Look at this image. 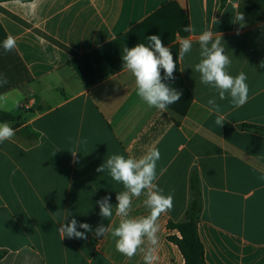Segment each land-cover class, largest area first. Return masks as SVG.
I'll return each instance as SVG.
<instances>
[{
  "label": "crops",
  "instance_id": "0c3cea01",
  "mask_svg": "<svg viewBox=\"0 0 264 264\" xmlns=\"http://www.w3.org/2000/svg\"><path fill=\"white\" fill-rule=\"evenodd\" d=\"M186 25L195 31L184 32ZM204 30L222 33L229 73L247 76L249 99L238 109L194 70ZM9 35L16 44L5 52ZM150 35L170 40L178 53L181 38L194 41L178 57L192 101L177 123L138 97L123 68L124 47L147 45ZM261 63L264 0L0 2V78L7 79H0V111L19 118L10 124L14 137L0 144V264H145L144 252L131 259L119 253L110 233L77 239L59 228L73 217L93 229L117 227L115 197L123 185L96 169L113 154L139 158L150 148L161 154L157 184L173 195L172 210L158 220L152 264H184L167 225L184 220L192 174L201 193L197 235L205 264H264V133L243 127L264 128ZM213 97L222 126L207 103ZM106 195L111 220L96 203ZM145 198H133L130 216L148 214Z\"/></svg>",
  "mask_w": 264,
  "mask_h": 264
},
{
  "label": "clouds",
  "instance_id": "9594fccd",
  "mask_svg": "<svg viewBox=\"0 0 264 264\" xmlns=\"http://www.w3.org/2000/svg\"><path fill=\"white\" fill-rule=\"evenodd\" d=\"M236 19L244 22L243 13H240ZM183 31L193 33L195 29L192 25H186ZM146 39L147 45L137 43L131 48L124 47L123 68L134 77L138 97L150 108L154 107L163 112L169 105L180 101L183 94L182 91L165 83L167 80L175 79L177 57L174 59L172 50L163 44L159 35H150ZM193 43L191 38L179 40V59H183L191 52ZM196 43L199 45L200 60L195 64L194 70L200 74L201 83L215 89L220 100L230 98L234 108L244 106L249 99L247 76L244 72L236 76L229 73L232 60L226 54L222 33L215 35L210 30H204L198 35ZM15 44L14 37L9 35L3 41L2 47L5 52H10ZM260 67L264 68V63H261ZM0 79L3 83H7L6 78ZM207 103L211 106V110L217 113L215 124L222 126L224 117L219 114L220 107L216 97L210 98ZM14 135L15 130L9 123H0V144L10 141ZM72 154L76 155V153ZM160 155L157 148H150L139 158L111 155L96 171L103 173L107 170L114 181L123 185L124 190L118 192L115 197L117 201L115 215L120 217L118 226L112 228L110 223L107 226L98 224L93 229L88 223H80L73 217L70 222L60 225L62 236L86 239L88 232L94 231L97 237H104L110 233L116 238L115 248L119 253L131 259L138 252H144L145 264H152L154 259L152 253L159 242V217L173 208V195L170 193L165 195L157 184V162ZM141 195L146 196L143 205L149 212L144 216L132 217L130 212L133 198H139ZM110 201V195L96 201L99 205V215L109 220L113 216V205ZM78 227L84 231H78ZM145 245L148 247L145 248Z\"/></svg>",
  "mask_w": 264,
  "mask_h": 264
},
{
  "label": "trees",
  "instance_id": "16d2710c",
  "mask_svg": "<svg viewBox=\"0 0 264 264\" xmlns=\"http://www.w3.org/2000/svg\"><path fill=\"white\" fill-rule=\"evenodd\" d=\"M3 1L7 0H0V2ZM221 2H224V0H221ZM162 42L166 47H169L172 50L174 59L177 57V70L174 72L175 79L165 81V83H168L170 86L174 87L178 91H182L183 93L180 101L167 107V110L171 113L173 119L175 120L185 116L192 101V96L179 71L177 46L174 44L169 45L170 40L164 39ZM4 122L17 126L19 118L0 111V123ZM174 122L177 123L176 120ZM243 127L249 130L264 133V128L262 127L249 125H245ZM190 192L191 199L185 211L184 220L180 223H168L167 229L169 234L167 235V240L178 248L183 257L184 264H205L203 247L197 235V224L199 222L201 212V193L195 174H192L190 177ZM173 231L175 233H171ZM3 254V252H0V258Z\"/></svg>",
  "mask_w": 264,
  "mask_h": 264
}]
</instances>
